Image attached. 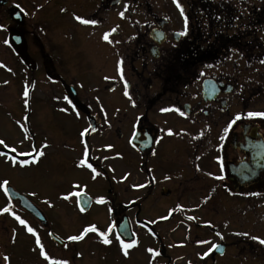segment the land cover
I'll use <instances>...</instances> for the list:
<instances>
[{"label": "flooded vegetation", "instance_id": "obj_1", "mask_svg": "<svg viewBox=\"0 0 264 264\" xmlns=\"http://www.w3.org/2000/svg\"><path fill=\"white\" fill-rule=\"evenodd\" d=\"M19 2L27 9L30 5L36 8L38 24H46L47 27H42L51 29V35L55 36L50 37L52 44L58 42L65 46L69 35L75 39L70 47L93 42L89 55L95 56L98 69L104 67L102 43H107L101 36L119 25L112 34V40L119 43L106 45L114 52L116 65L118 59L123 60L124 77L129 82L128 90L135 106L123 95V81L118 72L110 83L104 78L98 79L76 94L69 91L68 85L61 88L69 91L67 94L63 91L62 95L72 101L71 105L80 113V121L84 123L85 118L96 129L86 140L101 130L98 115L105 113V92L119 93L135 113L129 128L123 131L120 125L116 126L118 139L126 137L129 143L131 135H143L145 131L151 137L146 150L130 144L134 156L128 162L132 179L128 187L121 178L104 185L101 182L100 187L105 188L100 196L106 202L96 203L92 196L89 210L81 212V217L87 216L92 221H95L92 214L99 213L111 222L108 237L111 244L104 245L99 236L94 238L96 247L107 251L99 264H108L106 261L112 258L117 262L126 258L116 239L113 222L123 215L132 225L145 223L147 226L146 241L139 234L133 236L138 241L133 248L141 250L142 255L145 253L143 260L147 264L150 260L152 264H173L176 258H185L186 243L196 247L189 254L204 246L203 252L200 249L196 252L197 257L189 258V261L194 259L189 264L202 261L203 264H264V245L251 239V236L264 238V117L247 116L248 112H264V0H180L188 21L187 34L182 36L177 33L184 29V18L172 0ZM125 3L128 9L121 18L118 13L124 11ZM74 15L96 19L99 23L84 25ZM22 32L24 45L29 39L24 37L25 29ZM70 47H65L66 51L70 52ZM37 50L36 56L43 60L47 53L53 52L45 47ZM154 52L158 57L153 58ZM21 56L26 58L24 53ZM87 95L95 96L97 111L88 110ZM101 106L104 112L100 111ZM155 107L159 111L179 108L185 115L160 111L164 116L154 117ZM238 113L242 118L225 133L224 129ZM168 129L173 135L167 134ZM201 130L204 134L193 139ZM109 145L114 148L115 140ZM117 159L124 163L118 156ZM114 171V166L108 167L103 175L115 177ZM165 176L169 179L165 180ZM217 176L223 179H215ZM133 184L146 186L133 188ZM209 194L210 199L204 202ZM125 197L128 199L123 200ZM7 203L8 199L0 198V207ZM11 204L22 219L30 218L42 237L41 227L47 223L36 221L16 202ZM177 205L181 209H176ZM170 209L176 210L169 216ZM161 216L168 219L159 220ZM188 216L197 219L189 221ZM150 220L157 222L147 223ZM10 225L24 229L10 214H0V264L10 247L6 235ZM254 225L259 227L253 230ZM51 227L52 224L46 227L47 233ZM216 232L222 234V240ZM244 232L249 235H236ZM67 237L63 247H75L78 241H69ZM198 240H214L212 243L223 247L201 258L200 254L208 251L212 243L198 244ZM49 242L55 247L54 242ZM147 248L158 250L160 255L153 258ZM135 251L129 255L131 260H141Z\"/></svg>", "mask_w": 264, "mask_h": 264}, {"label": "rangeland", "instance_id": "obj_2", "mask_svg": "<svg viewBox=\"0 0 264 264\" xmlns=\"http://www.w3.org/2000/svg\"><path fill=\"white\" fill-rule=\"evenodd\" d=\"M11 1H13V4L15 3V0ZM6 8L3 9L0 6V25L3 26L0 28V63L5 65V67H0V139H4L10 147H17L18 153L31 151L44 142L48 144V147L43 150L45 155L39 158L38 163L23 168L19 165L13 166L10 162H5L3 157H0V181L7 179L16 189L26 194L35 192L36 195L31 196L36 203L52 200L51 206L48 203L41 204L47 217H49L48 224H52L54 231L64 237L70 234H78L85 226L90 225L91 220L87 216L81 217V219L78 218L80 213L75 203H68H71L72 197L65 201L59 198L60 194H67L69 191L81 189L93 197L99 196L102 194V188L105 187L101 188L98 185L101 182L104 185L115 181V179H113L114 176L105 173V175L98 176L93 180L90 169L77 167V162L82 157L84 150L80 132L85 128L82 127V124L85 125L86 122L82 123L79 119L80 115L79 117L76 115V108L63 100L62 92L64 91L65 94L68 92L66 89L61 90V88L64 84L69 85L72 83L76 89L80 90L88 83L92 86L96 80H102L106 76L111 77L108 80L105 79V82L110 83L112 77L117 74L114 52L105 43H102V56L105 59L102 69L95 66L94 63L97 61L95 56L89 55L94 48L91 41L88 42L87 46H85L86 42L79 45L80 47L85 46V49H77L80 48L79 46L70 47V52L56 42L53 52L48 53L45 62L41 58L37 61L33 58L29 60L28 54L38 51L36 42H49L48 37L55 36L51 35L49 29L39 27L36 23L37 18L35 22L34 18L28 17L25 36H30V40H27L26 44L20 47L22 49L13 48L10 43L5 44L4 40H8V33L12 26L6 16ZM42 26L47 27L46 24ZM23 53L27 55L26 61L21 57ZM9 68L11 71H8ZM50 70L52 77L49 79L46 76L49 77ZM4 81H8V83L5 84ZM26 85L29 87L27 107L24 104L25 97L22 95ZM105 93V113L104 115H98V118L101 119V130L88 143L89 156L96 157V159H89V163H92L93 167L102 172L108 167L114 166L116 177H120L122 173L130 172L128 162L130 158H133L134 151L130 148L126 137L122 140L117 138L118 130L116 126L120 125L123 131L129 128L135 113L129 107L128 102L120 98L119 93ZM86 97H89L88 110L97 111L98 106L95 104L93 96L87 95ZM61 108H66L67 111L62 112L60 111ZM105 114L107 122H105ZM153 115L154 117L164 116L156 107L153 109ZM25 116L27 119H24ZM17 121L21 123L17 124ZM21 124L28 128L27 133L24 132ZM125 125L127 126L124 128ZM25 135L29 136L28 140L24 139ZM114 140L115 146L109 150L106 145L111 144V142L114 143ZM0 151L7 150L0 146ZM117 153L120 154L118 157L125 164L117 159ZM105 156L109 159H103ZM17 158L25 159L29 157L18 156ZM130 182H132V179L128 176L125 182L126 187ZM74 184L79 185V187L72 188ZM125 199L128 198L125 197L123 200ZM219 214L223 217L221 213ZM92 216H94L95 224L99 227L106 228V224H110V220L106 217L103 218L99 213H94ZM83 223L85 226H82ZM142 224L145 225V223ZM142 224L135 225L133 232L141 235L146 241L147 231L145 226H141ZM225 225L227 224L225 223ZM254 226L253 230L259 227ZM234 228L236 229V227L232 229ZM13 229L15 228L10 225L9 235L6 232L7 237L12 236ZM228 229L230 230V228ZM15 230L17 237H20V239L14 246H10L7 251L9 257L7 264H48L40 256L38 249L33 251L36 248L34 238H30L29 234L21 228ZM45 231V228H41L43 236L40 239L51 259H66L69 264H99L101 256L107 252L106 249L96 247L94 237H91L94 233H89V236L84 241L75 244V247L60 248L53 247L50 244ZM209 242L212 243L214 240ZM185 246H187L185 258H176L178 260H175L173 264L193 263L194 259L189 261V258L198 256L197 253H199L198 249L200 247L189 254L196 247H190L187 243ZM201 247L203 248L200 251L203 252L204 246L201 245ZM135 250L136 248L129 249L128 256H132ZM95 251L98 252V255ZM140 251L136 250L134 254L136 257L142 258L141 260L138 258L131 260L130 256L129 258L126 256L125 259L117 258L118 262L116 258H112L106 263L147 264L143 260L146 259L145 253L142 255ZM77 253H80V255H77ZM107 259L108 257H105V260ZM2 263L6 264L4 261Z\"/></svg>", "mask_w": 264, "mask_h": 264}, {"label": "snow or ice", "instance_id": "obj_3", "mask_svg": "<svg viewBox=\"0 0 264 264\" xmlns=\"http://www.w3.org/2000/svg\"><path fill=\"white\" fill-rule=\"evenodd\" d=\"M172 2H173V4H175L176 8L179 10L181 17L184 18V29H183V31L177 33V35H181V36L182 35H186L187 34L188 21H187V17L184 15V9L182 7V4H181L180 0H172ZM17 7H19V6H17ZM37 7H40V6H37ZM127 9H128V4L125 3L124 11L119 12L118 15L121 18H123L124 15H125V11H127ZM61 11L63 12V11H65V9L62 8ZM74 19L76 21H78L79 23L84 24V25H93V26H95V25H97L99 23V21L96 20V19L83 18L80 15H74ZM2 27L3 26L0 25V28H2ZM118 28H119V25H116V26L110 28L108 31H106V32H104L102 34L101 39L104 40L105 42H107L108 44H113V43H117L118 44L119 41H114V40L110 39V36H112L113 33L117 32ZM4 43L8 44L9 41L7 39H5ZM262 63H264V61H262ZM122 65H123L122 58L118 59L116 67H117V72H118V74L120 76V79H121V81H123V95L125 97H127L132 102L133 106H135V101L132 100V97L129 94V90H128L129 89V82L124 77ZM0 67H5V65L0 63ZM208 67H211V65H209ZM8 71H11V69L9 68ZM200 75H204V73L201 72ZM104 79L107 80V79H110V78L109 77H105ZM4 83L7 84L8 81H4ZM22 95H23V97H25L24 104H25V107H27L28 103H29L28 100H27V97L29 96V87L27 85L25 86ZM56 99H59V98H56ZM63 100L66 101L68 104H72V101L69 100V98L67 96H64ZM97 100H98V98H97ZM60 111L66 112L67 109L66 108H61ZM100 111L104 112V108L102 106L100 108ZM160 111L161 112L176 111L181 116L185 115V112L181 111L179 108H161ZM76 115H77V117H79L80 113L76 112ZM247 116L249 118H252V117H264V112H248ZM241 118L242 117H241V115L239 113L236 114V116L228 123V126L224 129V132L227 133L229 131V129L233 126V124H235L236 121L240 120ZM24 119H27V117L25 116ZM105 122H107L106 114H105ZM20 123H21L20 121H17V124H20ZM21 127L23 128L25 133L28 132V128L27 127H25L22 124H21ZM90 130L93 131V132L96 131V129L93 127L92 124H89L87 127H85L80 132V137L82 138L81 142L83 144L84 150H83L82 157L77 162V167H87L88 169H90L91 170V174H92L91 178L93 180H95L98 176H102L103 172L102 171H98L96 167H93L92 163H89V159H92V160L96 159V157H90L89 156L88 145L83 140L85 135ZM181 131H183V130H181ZM167 134L168 135H173V131L171 129H168L167 130ZM203 134H204V130H201L198 133L197 136L193 137V139H198ZM24 139L28 140L29 136L25 135ZM220 139L223 140L224 137L221 136ZM21 143H23V141H21ZM0 146H2L4 149L7 150V151H0V157H3L5 159V162H10L13 166L19 165L20 167L23 168V167L29 166L31 164L38 163L39 158L43 157L45 155V152L43 150L48 147V144L46 142H44V143H41L38 148H33L31 151H28V152H19V153L17 152V147H15V146H11L10 147L9 144H7L4 139H0ZM106 147L107 148H111L112 145H106ZM116 155L119 156L120 154L117 153ZM153 155H155V153H153ZM18 156H20V157H29L30 159L29 158L18 159L17 158ZM103 159L107 160V159H109V157L105 156V157H103ZM197 159H199V157H197ZM197 170H199L198 166H197ZM128 175H130V174L129 173H125V175L123 177H121V179L122 180L123 179H127ZM207 175L211 176L212 173H207ZM214 178L215 179H223V176H217V177H214ZM113 179H115V177H113ZM164 179L167 180V179H169V177L165 176ZM145 186H146L145 184H133V185H131V187H133V188H143ZM78 187H79V185H75V184L72 185V188H78ZM0 189L3 190V193H4L5 197L8 198V203L5 206L0 207V214H10L20 225L24 226V228L26 229V231L28 233H30L35 238L36 248L33 249V251L38 249L40 256L43 257V259L45 261H47L48 264H69L68 260H66V259H51L49 257V255H48V253L45 251V247H44L43 243L41 242L40 236L38 235L36 229H34L33 227L29 226L27 220L22 219L20 217V215H18L15 212V210L13 208V205L11 204V199H10V196H9L10 185H9V181L7 179H5L3 181H0ZM213 191H214V189H213ZM30 195L35 196L36 193L33 192ZM81 195H82V190L81 191H69L67 194L61 193L59 198L67 201V200H69L70 197H73V196L80 197ZM210 195L211 194H209L208 197L204 198V202H206L208 199H210ZM253 195H255V194H253ZM105 202L106 201H105V198L103 196L97 197V199H96V203L103 204ZM45 203H48V201L46 200ZM82 204H83V201L78 199L77 200L78 209H79L80 212L83 213L86 209H85V207L81 206ZM176 209H181V206L177 205ZM176 209H170L168 215L170 216L172 214V212L175 211ZM158 219L159 220H166V219H168V216H161V217H158ZM187 219L189 221H191V220H195L197 218L194 217V216H188ZM156 222H157V220H150L147 223L155 224ZM205 223L206 224H210V222H208V221H206ZM141 226H146V225L142 224ZM111 230H112V225L111 224L108 226V229L106 231H100L96 227V225H94V224L87 225V226H85L83 228L82 231L79 232L78 235H69L67 237V240H69V241H80L88 233H98L99 237L101 238L100 242L103 243L104 245H109L112 242L108 238L109 237V233L111 232ZM49 235H52V233H49ZM133 235H135V234H133ZM152 235L155 236V233H152ZM236 235L248 236L249 233H247V232L236 233ZM15 236H16V230L13 229L12 230L13 243L15 242ZM216 236L220 237L221 240L223 239V236H222V234L220 232H216ZM116 239L119 241V244H120V247L122 249L123 255H125V256L128 255V250L129 249L133 248L134 246H136L138 244V241L136 239H132L131 242L126 243L123 239H121L120 235H117ZM251 239L254 240V241H258L260 244L264 245V238H261V237H258V236H251ZM197 243L198 244H208L209 241H207V240H198ZM169 247H171V245H169ZM219 247H220L219 244L212 243L211 247L208 249V251L200 254L201 258L208 256L209 252H211L213 249H217ZM146 251L148 253H150L153 258H155V257L160 255L159 251L158 250H154L153 248H147ZM77 255H80V253H77ZM3 261L6 262V264H7V262L9 261V257L7 255H4L3 256ZM149 264H152L151 260H150Z\"/></svg>", "mask_w": 264, "mask_h": 264}, {"label": "water", "instance_id": "obj_4", "mask_svg": "<svg viewBox=\"0 0 264 264\" xmlns=\"http://www.w3.org/2000/svg\"><path fill=\"white\" fill-rule=\"evenodd\" d=\"M10 17L15 20L17 23H21L20 22V15L19 13L15 10L11 11L9 13ZM17 34L16 31H11V39H14L13 35ZM14 44H17L16 42H14ZM154 57H157V54H154ZM91 132V130L87 133L89 134ZM86 134V135H87ZM134 138V137H133ZM133 144H136V139H132L131 140ZM139 141V140H138ZM150 143V140H148ZM138 145V144H137ZM147 147V146H142V148ZM9 196L11 199H16L20 202V204L25 207L27 210H29L33 215L40 217V212L39 210H37L23 195H21L20 193L16 192L11 186H10V193ZM79 200L83 201V204L81 206L85 207V209H88L90 203H91V198L82 192V195L80 197H78ZM115 222L117 223V227H116V231L117 234L120 235V237L125 240V241H130L131 236H130V224L127 220L123 219H117L115 220ZM52 233V232H51ZM52 239L54 241H56L58 244L62 245L61 242H63L62 240H60L55 234L52 233L51 235Z\"/></svg>", "mask_w": 264, "mask_h": 264}]
</instances>
